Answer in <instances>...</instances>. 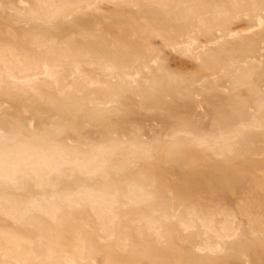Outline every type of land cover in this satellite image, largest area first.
Here are the masks:
<instances>
[{"label": "rangeland", "instance_id": "1", "mask_svg": "<svg viewBox=\"0 0 264 264\" xmlns=\"http://www.w3.org/2000/svg\"><path fill=\"white\" fill-rule=\"evenodd\" d=\"M248 115L256 125L211 152L167 138ZM134 142L147 145L130 157ZM12 145L90 159L0 176V245L68 254L79 240L87 264H264V0H0V150Z\"/></svg>", "mask_w": 264, "mask_h": 264}, {"label": "bare ground", "instance_id": "2", "mask_svg": "<svg viewBox=\"0 0 264 264\" xmlns=\"http://www.w3.org/2000/svg\"><path fill=\"white\" fill-rule=\"evenodd\" d=\"M23 11H28V10H23ZM28 13H29V11H28ZM28 13H26V14H28ZM17 22H19V21H17ZM243 112L245 113L246 111H243ZM245 114H247V112ZM248 116L249 117H248L247 121H243V120L236 118L235 120L234 119L231 120V122L223 121V119H221L219 116H215L214 119L212 120L211 126L209 125V128L206 131H200V130L199 131H195V130L190 131L189 129H187V127L185 125L181 124V126L178 127L175 131L171 132L167 136V138L171 139V140H176L178 138V136L182 135V137H185L186 139H188L190 141L191 145H193L194 147H198V146L203 147L206 150H209L211 152V145L215 147V145L220 144L222 147H224V146L226 147L229 145L231 140L239 139L241 133L244 132V130L247 127L251 129L250 126L253 125L256 120L254 121L250 115H248ZM254 125H256V124H254ZM255 127H253V128H255ZM248 128L246 130H248ZM143 145H147V142H134L132 144H129L128 155L130 157H132V155L134 153H136L139 150V148ZM15 146L12 145L7 150H0V176L13 179L14 174L16 173V171L18 170V168L20 166L28 167L30 169L35 168L39 171L49 172L51 170L57 169V167L59 165L64 164V163L75 164L79 160L80 161H84V160L88 161L90 159L88 156H85V155L78 156L77 154L71 152L68 149L64 150L61 148H51L46 153L45 152L36 153L35 151H28L25 149H20L19 147H15ZM110 147L113 149H117V148L121 147V145H120V143L115 142ZM128 187H130V186H128ZM100 195L102 196V194H100ZM132 195L134 198H140V197H143L144 192L139 187H135V188H133ZM50 214H53V212L50 211L49 215ZM96 217L99 218V216H97V215H96ZM99 220H100V218H99ZM183 220H181L182 224H183L182 226L186 227L188 222H186V221L183 222ZM190 221H192V220H190ZM258 224H259L258 221H253V223L250 225V227H251L250 231L254 235L256 233L255 227ZM220 231L221 232H218L216 235L217 253L223 252L222 245H221L220 241L223 238L226 239V238H229L230 236H232L234 234V232L236 231V229H233L231 224H228V225L226 224L221 228ZM207 245H208V243H207ZM207 247L208 246H206V248ZM117 248H119V247H117ZM56 259H61L65 264H87V261L89 259V255L85 252L82 241H79V240H77L76 245L71 250V252L68 254H62L53 246L47 247V249L42 254H38V253H35L33 251L24 252V251H22L21 243L19 240H14L13 238L12 239L5 238L1 241L0 264H55V262H53V261Z\"/></svg>", "mask_w": 264, "mask_h": 264}]
</instances>
